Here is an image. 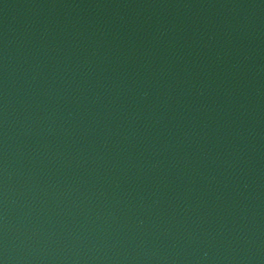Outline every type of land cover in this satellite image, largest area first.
Wrapping results in <instances>:
<instances>
[{"label": "water", "instance_id": "1", "mask_svg": "<svg viewBox=\"0 0 264 264\" xmlns=\"http://www.w3.org/2000/svg\"><path fill=\"white\" fill-rule=\"evenodd\" d=\"M0 264H264V0H0Z\"/></svg>", "mask_w": 264, "mask_h": 264}]
</instances>
